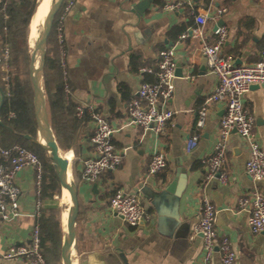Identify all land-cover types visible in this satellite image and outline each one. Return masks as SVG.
<instances>
[{
    "label": "crops",
    "instance_id": "0c3cea01",
    "mask_svg": "<svg viewBox=\"0 0 264 264\" xmlns=\"http://www.w3.org/2000/svg\"><path fill=\"white\" fill-rule=\"evenodd\" d=\"M177 1L74 0L66 12L58 14V18L63 16L66 80L73 90L72 99L83 106H93L108 121L113 129L111 143L121 158L117 170L102 173L94 184L87 183L82 163L95 157L90 141L94 124L86 117L76 127L65 129L73 146L66 156L70 163L74 161L78 182L76 264H201L202 242H192L190 237L204 199L216 212L217 242L225 237L232 244L234 264H264V233L254 236L247 225L252 191L251 181L243 174L249 159L247 142L233 132L224 144L226 160L219 171L226 175V185L221 183L219 172L212 177L208 174L206 162L214 155L220 139V120L226 104L206 103L217 86V78L199 54L200 42L191 37L195 8L211 4L204 32L206 43L214 45V28L222 21L226 40L219 56L229 58L235 65L263 63L264 0H190V4L184 3L177 10H164ZM165 50L173 52L175 65L174 92L167 107L180 113L166 135H143L129 121L128 104L143 84L156 82L153 73ZM3 69L6 75H0V113L5 98L2 86L9 73L7 64ZM143 69L151 70L152 75L142 74ZM202 108L204 121L199 127L198 112ZM242 108L253 119L252 137L264 152V86L250 87L243 95ZM4 131L7 129L0 120L3 147L8 145L4 143ZM193 138L196 143L191 147ZM155 151L165 156L166 167L149 176L147 166ZM15 182L20 191V216L7 223L0 215V255L27 244L35 224L41 233L42 211L52 206L36 197L32 170L18 173ZM259 187L264 193V180ZM115 192L137 196L148 220L136 228L126 226L109 209ZM54 200L63 232L65 215L58 200ZM242 200L247 202L244 208L240 207ZM209 264H221L218 250Z\"/></svg>",
    "mask_w": 264,
    "mask_h": 264
},
{
    "label": "built area",
    "instance_id": "2783aa9c",
    "mask_svg": "<svg viewBox=\"0 0 264 264\" xmlns=\"http://www.w3.org/2000/svg\"><path fill=\"white\" fill-rule=\"evenodd\" d=\"M212 1V0H211ZM65 12L70 8L74 0H65ZM184 3L190 4V0H179L174 4L166 5L165 11L179 9ZM5 6L2 8V12ZM212 5L197 7L193 13L194 29L191 37L200 42L199 54L203 57L206 68L217 78V86L214 92L207 98L206 103L225 102V113L220 120V139L215 146L214 155L206 162L209 177L220 173V168L225 163L224 144L231 133H237L249 146V159L245 165L243 174L251 181L250 193L251 211L247 221L252 235L264 233V193L260 190V184L264 180V152L260 150L258 143L252 137L253 119L242 108L243 95L252 86H264V62L254 65H235L229 58L219 56L220 47L226 40V31L220 28L215 32L216 42L208 45L205 40V28L211 17ZM222 10L221 13H225ZM64 15V14H63ZM63 17V16H62ZM61 17V18H62ZM57 20L56 44L59 50V68L64 83L66 80V64L64 60L62 40V19ZM8 54H5V60ZM175 65L173 52L165 50L160 53V61L157 65L156 82L143 84L136 96L130 101L127 114L131 124L141 129L142 134L151 133L160 137L166 135L169 127L180 113L168 109L167 102L174 92ZM142 74H151L148 69L141 70ZM6 97L9 98V77L5 78ZM89 117L94 124L91 144L95 157L82 163V176L89 184H94L99 176L105 172L117 170L121 164V158L115 152L111 143L113 129L108 121L103 118L93 106L88 105L76 109L75 117L82 119ZM10 120H16V116L9 115ZM204 121V108L198 112V126ZM196 138L191 140L193 147ZM166 158L160 151L153 152L147 166V174L155 176L166 167ZM32 170L36 180V197L40 196L42 172L44 164L29 149L13 145L3 147L0 144V215L9 223L20 216L18 202L20 191L15 179L23 170ZM221 183L227 184V177L220 173ZM247 202L240 201V207L244 208ZM39 206V203H37ZM110 211L119 216L122 222L136 228L141 225L148 216L141 208L140 201L135 195H126L115 192L109 204ZM215 209L211 203L204 199L201 204V213L197 225L194 227L190 240H201L203 247V260L201 264H209L213 254L218 250L221 264H234L235 253L232 244L227 238H221L219 243L214 228ZM39 214L36 216V220ZM22 260L25 264H47L43 258L40 247V228L35 224L31 231L27 244L10 248L5 254L0 255V263Z\"/></svg>",
    "mask_w": 264,
    "mask_h": 264
},
{
    "label": "trees",
    "instance_id": "16d2710c",
    "mask_svg": "<svg viewBox=\"0 0 264 264\" xmlns=\"http://www.w3.org/2000/svg\"><path fill=\"white\" fill-rule=\"evenodd\" d=\"M41 2L42 0H8L7 2L2 0L0 2V75L2 78L6 75L3 68L7 64L10 91L9 98H6L5 86H2L5 98L1 108L0 120L7 129V131H4L5 137H7L4 138V143H8L5 147H11L15 144L25 147L37 155L44 164L39 199L40 202H50L52 206L42 211L40 247L47 264H58L62 237L61 214L55 205L56 201L54 199L61 200L63 191L58 178L43 154L39 149L21 138L24 135L32 138L37 137L28 66L30 60L29 38L31 25ZM3 3H6V5L2 12ZM63 6L59 13L63 11ZM58 17L59 15L54 20L52 32L47 41L43 90L54 139L60 153L65 155L73 150L71 139L64 133L65 129L76 127L77 123L83 121L87 116L82 119L75 117L76 109L85 106L76 103L72 99L73 90L67 82H63L61 77L59 50L55 37ZM6 53L8 54L7 61H5ZM156 74L157 72L153 73V76ZM154 83L155 81L151 84ZM9 114L15 115L16 120H10L8 118ZM74 166L73 161L70 166L71 176L78 189ZM77 222L78 217L75 222L76 229Z\"/></svg>",
    "mask_w": 264,
    "mask_h": 264
},
{
    "label": "water",
    "instance_id": "95a60500",
    "mask_svg": "<svg viewBox=\"0 0 264 264\" xmlns=\"http://www.w3.org/2000/svg\"><path fill=\"white\" fill-rule=\"evenodd\" d=\"M64 1L65 0H51L46 12L43 15L42 24L39 26L37 39L33 44H31V40L29 38L30 60L28 66V78L32 92V105L36 122L37 137L32 138L27 135L21 136L23 141L33 145L43 154L45 160L60 182L63 197H65V201L68 206L67 216L62 232L58 264H69L68 255L72 244L75 246L76 251L75 222L78 216V189L71 176V163L66 154L62 155L60 153L50 127L43 90V75L47 41L51 35L54 20L60 12ZM222 27L223 22L219 21L217 26L214 28V31L216 32ZM36 54L39 55V65L37 69L34 68V57ZM176 68H178V65ZM92 189L95 190L96 185H93Z\"/></svg>",
    "mask_w": 264,
    "mask_h": 264
},
{
    "label": "bare ground",
    "instance_id": "6f19581e",
    "mask_svg": "<svg viewBox=\"0 0 264 264\" xmlns=\"http://www.w3.org/2000/svg\"><path fill=\"white\" fill-rule=\"evenodd\" d=\"M51 0H42L41 2V7L38 10L32 25H31V33H30V40H31V44L34 43V41L37 39L38 37V32H39V26L42 24V20H43V15L46 12V9L48 8L49 4H50ZM39 65V55L36 54V56L34 57V68L37 69ZM68 160H70L69 155H67ZM61 206H63V208L65 210L68 209V206L66 204L65 201V197L63 198V203H60ZM69 264H76L75 262V246L72 244L70 251H69Z\"/></svg>",
    "mask_w": 264,
    "mask_h": 264
},
{
    "label": "rangeland",
    "instance_id": "374dc122",
    "mask_svg": "<svg viewBox=\"0 0 264 264\" xmlns=\"http://www.w3.org/2000/svg\"><path fill=\"white\" fill-rule=\"evenodd\" d=\"M63 198H64V197H63ZM63 198H62L61 200L58 201L59 204H60V203H63ZM60 206H61V204H60ZM61 209H62L63 214L65 215V219H66V216H67V210H65V209L63 208V206H61Z\"/></svg>",
    "mask_w": 264,
    "mask_h": 264
}]
</instances>
